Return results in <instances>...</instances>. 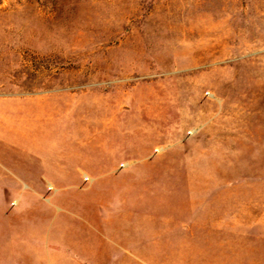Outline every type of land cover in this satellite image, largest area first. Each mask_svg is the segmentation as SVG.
<instances>
[{
	"label": "rangeland",
	"instance_id": "1",
	"mask_svg": "<svg viewBox=\"0 0 264 264\" xmlns=\"http://www.w3.org/2000/svg\"><path fill=\"white\" fill-rule=\"evenodd\" d=\"M0 264H264V0H0Z\"/></svg>",
	"mask_w": 264,
	"mask_h": 264
}]
</instances>
